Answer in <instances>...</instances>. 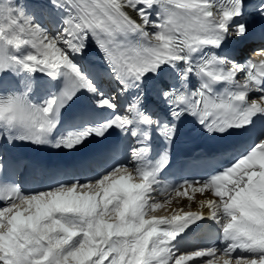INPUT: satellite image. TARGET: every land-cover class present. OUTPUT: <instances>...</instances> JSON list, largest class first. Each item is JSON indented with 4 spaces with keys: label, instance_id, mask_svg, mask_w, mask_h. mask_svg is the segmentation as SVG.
<instances>
[{
    "label": "snow or ice",
    "instance_id": "1",
    "mask_svg": "<svg viewBox=\"0 0 264 264\" xmlns=\"http://www.w3.org/2000/svg\"><path fill=\"white\" fill-rule=\"evenodd\" d=\"M47 6L56 12L51 30L27 4L0 0V81L9 73L50 81L42 97L29 94L30 84L0 89V140L73 150L119 130L143 146L131 148V162L98 176H72L31 193L14 183L0 187V264H264V131L225 166L163 189L158 177L167 149L155 163L146 159L150 133L171 143L185 115L206 133L223 135L246 131L264 116V49L243 62L216 54L248 35L249 8L264 17V0H47ZM92 44L116 94L134 90L128 108L121 110L81 64ZM149 76L160 81L154 93L166 109L147 107ZM83 94L94 108L82 126L60 129L62 109ZM190 192L212 198L199 200L196 211L153 215L173 194L191 201ZM205 220L216 225L219 244L185 246L186 232Z\"/></svg>",
    "mask_w": 264,
    "mask_h": 264
},
{
    "label": "bare ground",
    "instance_id": "2",
    "mask_svg": "<svg viewBox=\"0 0 264 264\" xmlns=\"http://www.w3.org/2000/svg\"><path fill=\"white\" fill-rule=\"evenodd\" d=\"M27 0H20L21 4H26ZM47 2V0H44ZM31 12L35 13V15L39 18L44 19L46 17L48 20L43 22L42 24L49 28V26L53 27L55 25V19H56V12L54 9H51L49 7H44V5H32ZM52 23V24H51ZM50 29V28H49ZM81 64L85 67V69L90 72L94 77H96L98 84L100 87L106 91L112 93L114 96H116V101L118 106L121 108V105L123 106V109H125V103H127V94H120L117 95L114 91L118 88V85L108 79L106 75V68L104 66V61L102 59V53L99 51V49L94 45H90L87 51L82 55L80 58ZM39 76L38 83L41 85L42 81L48 80L45 76L42 74H37ZM42 80V81H41ZM190 196L192 197L191 201L187 197H180L175 198L173 194L172 203L170 205H165L164 208L157 209L153 214L155 215H169L171 214L172 210L178 207H184V210H191L196 211L198 210V200L196 197H200L199 193H191ZM202 197V196H201ZM204 198V197H202ZM211 198V197H208ZM177 199H179V203H177ZM205 199V198H204ZM160 203H163L162 195L160 197ZM190 205V207H189ZM203 212L206 211L204 214L207 215L208 209L204 208L202 210Z\"/></svg>",
    "mask_w": 264,
    "mask_h": 264
},
{
    "label": "rangeland",
    "instance_id": "3",
    "mask_svg": "<svg viewBox=\"0 0 264 264\" xmlns=\"http://www.w3.org/2000/svg\"><path fill=\"white\" fill-rule=\"evenodd\" d=\"M196 199H199V200H201V199H204V198H202V197L200 196L199 198H198V197H196ZM199 200H198V201H199Z\"/></svg>",
    "mask_w": 264,
    "mask_h": 264
}]
</instances>
